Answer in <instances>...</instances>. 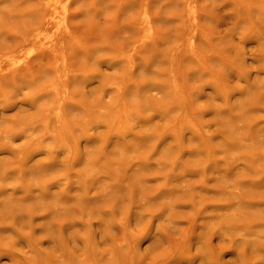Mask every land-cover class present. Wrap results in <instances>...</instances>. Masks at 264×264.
Here are the masks:
<instances>
[{"label":"rangeland","instance_id":"374dc122","mask_svg":"<svg viewBox=\"0 0 264 264\" xmlns=\"http://www.w3.org/2000/svg\"><path fill=\"white\" fill-rule=\"evenodd\" d=\"M37 2L0 0V264H264V0Z\"/></svg>","mask_w":264,"mask_h":264},{"label":"bare ground","instance_id":"6f19581e","mask_svg":"<svg viewBox=\"0 0 264 264\" xmlns=\"http://www.w3.org/2000/svg\"><path fill=\"white\" fill-rule=\"evenodd\" d=\"M37 3H39V2H37V0H36L35 6L38 5ZM0 4H1V3H0ZM42 4H43V0H42ZM1 5H2V4H1ZM1 5H0V7H2ZM39 5H40V3H39ZM33 7H34V6H33ZM36 9H37V7H36ZM38 9H39V8H38ZM41 9H42V8H41ZM66 9H67V8H66ZM33 11H34V10H33ZM35 11L38 12V10H35ZM49 11H50V10H49ZM33 13H34V12H33ZM35 13H36V12H35ZM41 13H42V12H41ZM67 13H68V12H67ZM42 14H43V13H42ZM32 15L34 16V14H32ZM63 15H64V13H63ZM41 17H42V16H41ZM32 18H33V17H31V20H32ZM34 18H35V17H34ZM34 18H33V19H34ZM36 18H37V15H36ZM36 18H35V19H36ZM39 18H40V17H39ZM39 18H37L36 21H33V20H32V21H33L32 27H33L34 25H36V24H35L36 22H37V23L39 22V20H38ZM145 18H146V15H145ZM146 23L149 24V21L147 20V18H146ZM43 25H44V24H43ZM37 26H38V24H37L36 26H34V27H37ZM32 27H28V28H32ZM44 27H46V25H45ZM37 28H38V27H37ZM32 29H35V31H36V28H32ZM45 29H46V28H45ZM0 30H1V28H0ZM30 30H31V29H30ZM43 30H44V29H43ZM63 30L66 31V27L63 26ZM69 30H70V29H69ZM31 31H32V30H31ZM22 32L25 33L26 30L23 29ZM22 32H21V34H23ZM27 32H28V31H27ZM29 32H30V31H29ZM36 32H37V31H36ZM2 33H4V30H3ZM19 33H20V32H19ZM60 33H61V32H60ZM0 34H1V33H0ZM16 34H17V33H16ZM1 35H3V34H1ZM69 35H70V34H69ZM3 36H5V35H3ZM3 36H0V37H1V40H0V41L3 40V39H2ZM6 36H7V35H6ZM29 37H30V36H29ZM4 38H5V37H4ZM16 38H17V37H16ZM5 39H6V38H5ZM18 39L20 40V38H17L16 40H18ZM22 39H23V38H22ZM31 39H32V38H31ZM19 40L17 41V43H18V42H21V40H20V41H19ZM2 42L4 43V41H2ZM2 42H1V44H3ZM5 42H6V40H5ZM23 42H24V41H23ZM55 42H56V37H53V38H50V39L46 40L44 43L41 44V46L51 48V47H53V46L55 45ZM15 43H16V42H15ZM12 46H13V45H12ZM12 46H11V47H12ZM14 46H16V45H14ZM24 46H25V45H24ZM11 47H9V48H11ZM15 48H16V47H15ZM18 64H19V63H18ZM18 64L16 63V65H18ZM3 67H6V66H3ZM3 67H2V68H3Z\"/></svg>","mask_w":264,"mask_h":264}]
</instances>
